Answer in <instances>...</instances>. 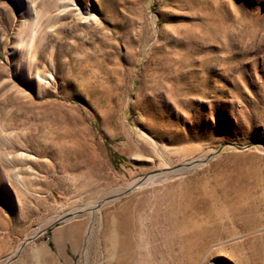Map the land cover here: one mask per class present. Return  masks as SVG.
Here are the masks:
<instances>
[{
	"label": "rangeland",
	"instance_id": "rangeland-1",
	"mask_svg": "<svg viewBox=\"0 0 264 264\" xmlns=\"http://www.w3.org/2000/svg\"><path fill=\"white\" fill-rule=\"evenodd\" d=\"M0 264H264V0H0Z\"/></svg>",
	"mask_w": 264,
	"mask_h": 264
},
{
	"label": "bare ground",
	"instance_id": "bare-ground-1",
	"mask_svg": "<svg viewBox=\"0 0 264 264\" xmlns=\"http://www.w3.org/2000/svg\"><path fill=\"white\" fill-rule=\"evenodd\" d=\"M148 177V176H147ZM99 203V202H98ZM80 211V210H79Z\"/></svg>",
	"mask_w": 264,
	"mask_h": 264
}]
</instances>
